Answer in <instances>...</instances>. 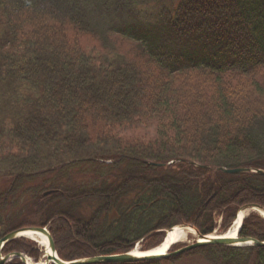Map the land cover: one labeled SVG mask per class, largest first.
Returning <instances> with one entry per match:
<instances>
[{
	"label": "trees",
	"instance_id": "16d2710c",
	"mask_svg": "<svg viewBox=\"0 0 264 264\" xmlns=\"http://www.w3.org/2000/svg\"><path fill=\"white\" fill-rule=\"evenodd\" d=\"M169 1L0 0V114L11 117L0 119V240L47 228L71 262L148 251L182 225L211 235L219 217L227 231L241 208L264 210V176L217 171H264V0H177L132 34L110 20ZM240 237L264 242V219L250 214ZM13 253L40 258L26 239L4 247ZM191 255L264 264V248Z\"/></svg>",
	"mask_w": 264,
	"mask_h": 264
},
{
	"label": "water",
	"instance_id": "95a60500",
	"mask_svg": "<svg viewBox=\"0 0 264 264\" xmlns=\"http://www.w3.org/2000/svg\"><path fill=\"white\" fill-rule=\"evenodd\" d=\"M218 171H221L225 174L233 175V174H242V173H248L250 170L248 169H219ZM259 175L264 176V171H257ZM51 193H46L45 195H48ZM250 209H256L261 210L257 206H246L243 207L242 210H250ZM264 213V211H263ZM184 228H190L195 231L196 234V241L195 243L185 246L177 251L171 252L169 249L165 254L157 255V254H147V255H134L133 253H127V254H119V255H112V256H98V257H91L88 259H81L73 262H68V264H128V263H135L140 261H152V260H160V259H168L171 257H177L181 256L185 253L191 252L195 249L202 248L205 246H229V247H255V248H264V242H258L251 238H241L238 237L235 240L228 239L225 237H212V236H203L201 235L197 230H195L193 227H187L183 226ZM172 231V230H171ZM27 232H34L43 234L47 240H48V246L50 249V252L54 256H49L46 258L45 264H67V262H64L60 260L56 253V249L54 246V241L52 237L50 236L48 230L46 228H24L17 231H14L12 233H9L6 235L3 239L0 240V264H7L11 258L16 257L21 260L23 264H28L26 261V258L22 254H16V255H9L6 257H2V249L4 246L18 238L24 237V234Z\"/></svg>",
	"mask_w": 264,
	"mask_h": 264
},
{
	"label": "rangeland",
	"instance_id": "374dc122",
	"mask_svg": "<svg viewBox=\"0 0 264 264\" xmlns=\"http://www.w3.org/2000/svg\"><path fill=\"white\" fill-rule=\"evenodd\" d=\"M179 4H180L179 1L173 0V1H169L168 3H165L163 6L162 5L158 6L155 4H149L146 6H138V7H136V11L138 13L137 19H134V20H131L128 22H124L120 18H118L116 16H112L110 18V20L112 21V23H116V22L121 21L120 24L122 26H129L130 25L131 27H129L127 29L129 30L128 33L132 34L130 31H133V32L136 31L137 32L140 29V26L148 27V28L149 27H157L159 22H160L162 12H167V10H168L171 12L172 15H174L178 9ZM95 19L97 21H99L101 23V25L104 26L105 28L110 27V24L106 22V19L103 18L102 16H99L98 11L95 12ZM132 25L133 26L137 25L139 27L136 30H134ZM84 43L86 44L87 47L95 46L94 43L89 39H86L84 41ZM186 53H189L192 56V54L197 53V50L193 49V48H187ZM0 113H2V112H0ZM1 118L5 121V124L7 126H9L11 124V117H10L9 113L0 114V119ZM59 157H61V156H59ZM3 174H5V173L3 172L2 175H0V190L8 188V186L10 184L8 182V179H6V177H4ZM245 212H247L246 217L252 213H255L262 218V216L259 213L252 212V210H247ZM221 223H222L221 218L219 217L217 219V228L214 231L213 236H216V237L223 236V234L226 232V231H223L222 229H220ZM192 243H194V239H192L190 237L186 242L180 243L178 245L184 246V245H190ZM141 248H142V246L139 244V245H137L135 250L140 251ZM182 256L183 257L180 260H177V262H175L174 264H208L206 262V260L201 255H191V256L182 255Z\"/></svg>",
	"mask_w": 264,
	"mask_h": 264
},
{
	"label": "bare ground",
	"instance_id": "6f19581e",
	"mask_svg": "<svg viewBox=\"0 0 264 264\" xmlns=\"http://www.w3.org/2000/svg\"><path fill=\"white\" fill-rule=\"evenodd\" d=\"M252 211H256V210H252ZM257 212L263 215L262 212L260 211H257ZM246 213L247 212L245 211H241L238 213V217L236 221L231 226V228L223 234V237L232 239V240L237 239L238 231L242 225L243 219L246 217ZM24 236L28 239L36 241L40 245V247L46 251L45 258L41 259V261L38 263H35L30 258L26 257V261L28 264H45L46 257L54 256L52 252H50V249L48 247V240L43 234L27 232L24 234ZM190 237L194 240L197 239L195 231L193 229L178 226V227H175L169 233H167L166 239L159 246L155 247L154 249L148 250V251L133 250V254L139 255V256L147 255V254L162 255V254H165L175 244L186 242Z\"/></svg>",
	"mask_w": 264,
	"mask_h": 264
}]
</instances>
